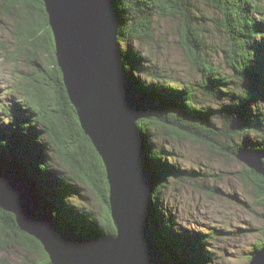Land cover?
<instances>
[{"label":"trees","instance_id":"16d2710c","mask_svg":"<svg viewBox=\"0 0 264 264\" xmlns=\"http://www.w3.org/2000/svg\"><path fill=\"white\" fill-rule=\"evenodd\" d=\"M114 3L119 43H126L120 47L122 66L138 90L158 104L137 122L155 178L149 209L154 238L173 264H217V252L208 249L214 233L192 235L188 229H178L171 213L158 214L167 180L187 170H173L168 162H161L169 154L157 148L156 141L189 138L233 159L241 150L264 153V109L258 104L264 94V0ZM0 15L15 22V38L23 44L20 50L33 51L29 63L38 74L26 77L28 84L23 82L28 106L20 104L12 125H0V171L22 178L65 230L88 236L115 235L107 169L68 94L43 0H0ZM156 17L178 22L184 55L200 76L191 90L178 86L162 67L153 66L140 49V44L151 46ZM42 52L50 57L47 64L38 59ZM214 97L223 102H214ZM195 170L198 177L201 173ZM240 175L257 208L264 212V176L246 165ZM75 196L86 201L95 198L96 210L75 202ZM259 231L261 238L249 261L264 247V225ZM13 242L42 255L43 262L36 264H52L44 245L20 230L14 214L0 208V250Z\"/></svg>","mask_w":264,"mask_h":264},{"label":"water","instance_id":"95a60500","mask_svg":"<svg viewBox=\"0 0 264 264\" xmlns=\"http://www.w3.org/2000/svg\"><path fill=\"white\" fill-rule=\"evenodd\" d=\"M43 1L68 94L107 169L117 232L88 236L65 230L32 188L6 171H0V208L44 245L52 264H171L149 221L154 176L137 126L158 104L122 66L114 0ZM236 157L264 176L263 152L241 150ZM248 264H264V247Z\"/></svg>","mask_w":264,"mask_h":264},{"label":"rangeland","instance_id":"374dc122","mask_svg":"<svg viewBox=\"0 0 264 264\" xmlns=\"http://www.w3.org/2000/svg\"><path fill=\"white\" fill-rule=\"evenodd\" d=\"M176 22L156 17L152 44L150 47L140 44V49L146 58L151 59L153 66L162 67L172 80H177L175 83L178 86L191 90L199 84L200 76L189 67ZM15 32V22L0 15V125L3 127L12 125V115L19 113L17 108L20 104H28L24 90L25 84L29 83L26 77H38L35 67L29 63L34 58L33 51L20 50L23 44L15 38ZM119 45L122 49L126 47L124 41ZM38 59L47 64L50 57L42 52L38 54ZM212 100L220 104L223 102L217 97ZM152 101L156 103L154 99ZM258 104L264 109V94ZM231 128L237 129L235 124H231ZM156 142L157 148L169 154L167 160L163 158L161 162H168L173 170H187L167 180V186L162 189L159 216L171 213L178 229L189 230L192 235L214 233L215 237L207 245L208 249L217 252V264H248L250 253L261 238L259 228L264 225V218L261 217L264 212L257 208L250 187L241 180L240 171L245 164L232 156L214 153L204 143L189 138L178 142L166 137ZM195 168L201 173L198 177L193 172ZM73 199L80 204L87 203L86 207L94 211L97 208L95 198L86 201L82 196H75ZM39 262H43L42 255L26 251L15 242L0 250V264Z\"/></svg>","mask_w":264,"mask_h":264},{"label":"bare ground","instance_id":"6f19581e","mask_svg":"<svg viewBox=\"0 0 264 264\" xmlns=\"http://www.w3.org/2000/svg\"><path fill=\"white\" fill-rule=\"evenodd\" d=\"M12 10V9H11ZM118 41H119V39H118ZM145 94H148V93H146V92H144ZM149 95V94H148ZM146 114H149V111H147L146 112ZM140 131V130H139ZM141 132V131H140ZM145 139V138H144ZM172 161V160H171ZM108 179V178H107ZM154 186H155V181H154ZM154 186H152L153 187V189H154ZM151 199H152V196H151V198H150V201H151ZM164 258L168 261V262H170L171 264H173L171 261H169L165 256H164Z\"/></svg>","mask_w":264,"mask_h":264}]
</instances>
